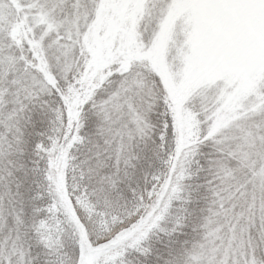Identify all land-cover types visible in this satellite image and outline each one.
I'll list each match as a JSON object with an SVG mask.
<instances>
[{
  "label": "snow or ice",
  "instance_id": "6c2138e0",
  "mask_svg": "<svg viewBox=\"0 0 264 264\" xmlns=\"http://www.w3.org/2000/svg\"><path fill=\"white\" fill-rule=\"evenodd\" d=\"M0 264H264V0H0Z\"/></svg>",
  "mask_w": 264,
  "mask_h": 264
}]
</instances>
